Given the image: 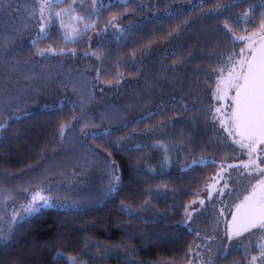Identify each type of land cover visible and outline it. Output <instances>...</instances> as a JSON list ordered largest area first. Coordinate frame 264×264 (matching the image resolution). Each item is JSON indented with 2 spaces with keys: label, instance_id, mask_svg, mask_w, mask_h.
<instances>
[{
  "label": "trees",
  "instance_id": "obj_1",
  "mask_svg": "<svg viewBox=\"0 0 264 264\" xmlns=\"http://www.w3.org/2000/svg\"><path fill=\"white\" fill-rule=\"evenodd\" d=\"M228 2L103 0L104 7L98 2L92 12V0L71 9L67 7L73 0H62L52 11L61 12L70 27H53L40 39L36 25L23 26L30 3L0 0V83L42 58L34 55L36 49L49 47L72 50L56 55L72 75L67 84L62 79L63 87L85 77L73 91L75 99L60 95L50 103L22 106L18 114L13 107L0 110V123L5 119L0 128V177L9 187L27 186L29 181L37 187L46 184L52 191L44 194L58 201L18 216L13 225L10 208L19 213L29 201L21 192L15 206L0 212L8 236L0 239V264H70L68 257L79 264L195 261L189 249L200 245V236L182 222L185 209L218 172L221 159L234 152L212 119L218 77L238 61L243 46L225 34L223 25L227 21L233 35L244 36L256 28L234 17L250 5H256L257 18L264 11L261 0H231L233 7L223 14H206ZM71 14L83 16V22ZM114 16H120L122 33L103 31ZM83 24L92 26L82 39L69 35ZM82 96L90 106L104 97L109 102L84 107L88 135L81 133L83 125L73 122L74 128L62 137L61 125L81 115ZM120 137L127 139L118 145ZM203 157L215 159L198 161ZM109 164L115 165L121 181L101 197L108 189ZM86 171L99 174L96 188L70 194ZM65 193L68 203L56 205L65 200ZM240 254L245 256L230 247L216 264H234Z\"/></svg>",
  "mask_w": 264,
  "mask_h": 264
},
{
  "label": "snow or ice",
  "instance_id": "obj_2",
  "mask_svg": "<svg viewBox=\"0 0 264 264\" xmlns=\"http://www.w3.org/2000/svg\"><path fill=\"white\" fill-rule=\"evenodd\" d=\"M26 3H30L31 7L25 9L26 22L23 25L25 28L28 24H34L37 26V37L40 39L47 38L49 30L53 27H60L67 31L70 25H65L61 19V12H54L52 9L62 2V0H25ZM79 2L82 6L83 0H73V4L69 8H73ZM100 3L101 7H104L103 0H92L93 9L92 12H96L97 3ZM121 4L125 3L126 0H119ZM191 2V0H189ZM205 2H211V0H200L201 5ZM247 2V0H244ZM10 7V5H9ZM233 7V3L229 0L226 4H217L215 8L208 9L206 14L217 15L223 14V12L230 10ZM256 5H250L249 9L240 13L237 17H234L235 22L243 21L245 24H249L256 28L255 31L249 33L247 36H235L232 34V30L227 21L223 25V29L226 35H229L234 41H248V56L244 57V49L240 50L238 55L241 56L239 61L233 65L239 66L240 72L235 77H231L230 73V87L235 90V96L233 97V105L231 107V115L228 120L232 126V130L229 131V135L236 134L240 137L239 141L235 143L239 144L240 148L247 149V155L249 156V162L244 165V168L252 167L253 171L248 173L249 177L255 179V184L251 186V192L249 195L244 196V199L235 206V211L230 212L231 221L228 222L226 231L224 233V238L228 241L224 245L227 249L234 240H241V246L244 248V255L246 259V264H264V156L259 157V163L256 160H252L251 157L256 154L257 146H260L259 150L264 151V11L259 13L257 18L254 15ZM261 8H264V0H261ZM66 11V10H62ZM124 15V14H121ZM72 19L80 21L84 20L83 16L73 17ZM120 16L112 17L103 31L114 30L117 33H122L124 28L119 26ZM90 24H83L81 30L72 29L74 32V38L82 39L83 35L86 34L87 30L91 27ZM247 31V29H244ZM99 35V33H97ZM11 35V34H10ZM179 35V32L176 33ZM64 39H68L67 35ZM33 46L36 44V40H32ZM69 51L67 49H56L49 47L44 49H36L34 55L44 57L47 54L52 55H65ZM2 54V53H0ZM74 54V52H73ZM85 55H90V53H85ZM228 60H232L233 57L229 56ZM182 61H179L180 63ZM119 75V73H117ZM119 83V81H116ZM8 104L12 101L8 100ZM5 104V101L0 97V108ZM219 112V109H216ZM84 107L81 105V115L73 116L72 121L68 124L61 125L60 135L63 137L65 135V130L71 131L74 128L73 122H82L84 120ZM213 120L216 119L215 116L212 117ZM89 123L84 122L83 127L80 129L81 133L88 135L89 133L85 131L89 127ZM4 125L0 124V128ZM150 131V130H146ZM127 139V137H120L117 141L119 145L120 141ZM161 147H167L166 145H159ZM139 147V145H137ZM203 162V158H201ZM193 164L196 163L194 160ZM112 171L109 174L108 189L107 192H102L101 197L107 195L109 192L116 190L117 185L121 181V176L115 170L114 164H109ZM191 167V165H189ZM229 168H237V165H228ZM226 169H222L221 172L216 175L223 179V172ZM215 180V177L212 178ZM219 183V181H216ZM227 182H225L224 187H227ZM32 189V191H30ZM52 189L46 184H41L37 187L36 182L29 181L27 186L23 187H12L5 188L3 184H0V211H7L9 207L16 205L17 201L12 198V193H24L25 198L30 196L27 205L20 206V213L10 214L11 220H16L17 216L23 214H31L38 212L42 208L52 207L54 203H57V198L53 195H43L42 193H51ZM218 196L225 195L223 188L219 189ZM208 199H212L211 193L208 194ZM196 201H193L195 204ZM201 205L204 204V200H200ZM191 207V206H188ZM193 212L199 213V209L192 208ZM187 219L182 222H187V220L192 219V213L185 209ZM131 214V212H130ZM220 215H223V210H221ZM3 219V218H0ZM220 221L217 219L216 224L219 225ZM199 233H197V236ZM215 236L206 237V240L215 239ZM253 238L257 242L256 247L259 249L257 255H253L248 259L249 249L252 247ZM0 239H7V237H0ZM243 241H247L244 243ZM201 245H196L195 248H190L189 252H195L196 258L203 260L201 255ZM211 250L209 249V252ZM58 255H63L58 253ZM70 264H79L75 257H68ZM188 264H193V260L189 259ZM207 264H211L210 261ZM240 264V262H236Z\"/></svg>",
  "mask_w": 264,
  "mask_h": 264
},
{
  "label": "rangeland",
  "instance_id": "obj_3",
  "mask_svg": "<svg viewBox=\"0 0 264 264\" xmlns=\"http://www.w3.org/2000/svg\"><path fill=\"white\" fill-rule=\"evenodd\" d=\"M110 2V1H108ZM69 7H67L68 9ZM72 17H77V15L71 14ZM83 27V26H82ZM81 26H74L72 29L82 28ZM94 32L92 34L95 35ZM249 34V33H248ZM248 34L244 35L247 36ZM72 37H74V32H70ZM248 41H243L242 48L244 49V57L248 56ZM241 48V49H242ZM241 59L239 56L238 61ZM62 59L59 56L47 54L42 58H37L36 60H32L28 62L21 71L16 72L15 74L8 75L6 82L0 83V97H2L5 101V104L0 110H5L6 107H13L12 111L14 114H18V110L22 106L31 105L34 103H50L54 101V99L60 100V97H64L65 95H69L70 97L76 98L75 90L76 88H80L82 85V76L79 80H75L73 84L66 85L63 87L60 82L62 79H65V82H69L71 80V72L62 67ZM240 68L236 65L235 68L233 66L222 72L217 80L216 86L214 88V116L216 119L214 120L218 125V128L226 135L228 142L234 146V152L221 159V166L217 173L221 172L222 169H226L223 172V179H221L216 174L212 176L209 181L205 184V186L198 192L197 197L193 200L196 201L193 204V201L190 203L188 207V211L192 213V219L187 220V224L194 230L199 233L200 236V245L201 255L203 256V260L196 258L194 256L195 261L193 264H207L208 261L211 264H216L219 257L222 254H225L230 250V247H235V249L242 250L244 253V248L241 246V240H234L231 245L225 249L224 245L228 243L226 238H224V233L227 228L228 222L231 221L230 212L235 211L236 204H239L244 196L249 195L251 192V186L255 184V179L248 176L249 172H252L253 169L251 166L248 168H244V165L249 162V156L247 155V149H241L239 144L235 143L239 141L240 137L236 134L229 135V131L232 130V126L228 120V117L231 115V107L233 105V97L235 96V90L230 87V73L231 77H235L239 74ZM85 78V77H84ZM73 82V81H72ZM74 91V92H73ZM104 94V93H103ZM120 95V91H118ZM127 94V93H126ZM11 100L12 103L8 104L7 101ZM81 105L83 107L97 108V106H104L109 102L108 97H104L103 101L95 102V105H88L89 102L86 101V97H81L80 99ZM12 109V108H9ZM216 109L220 111L217 112ZM16 111V112H15ZM5 119L0 124H4ZM87 117H84L82 122H76L77 125H83L86 122ZM260 146H257V152L255 155L251 157L252 160H256L259 163V157L264 156V151L259 150ZM215 158L212 157H203V162L207 163ZM193 161V160H192ZM191 163V162H190ZM237 165V168H229L228 165ZM193 165V163L191 164ZM264 167V165H261ZM99 174L96 172L86 171L81 175L80 180H78L76 192H69L70 194H79L84 193L86 191H90L96 188ZM215 177V180L212 178ZM216 181H219L217 183ZM225 182H227V187H224ZM0 184H3L5 188L9 187L4 177H0ZM13 185V184H12ZM223 188L225 195L218 196L217 193L219 189ZM30 191H32L30 189ZM66 192V191H65ZM211 193L212 199H208V194ZM20 193H12V198L15 199L17 195ZM24 194V193H23ZM45 195L44 193H42ZM64 201H61L56 205H66L68 203L67 193L64 194ZM3 199V197H0ZM30 197L28 196V200ZM16 200V199H15ZM200 200H204V204L201 205L199 203ZM18 203V202H17ZM66 203V204H65ZM192 208L199 209V213L193 212ZM221 210H223V215H220ZM11 213H18L10 208ZM1 212V211H0ZM20 213V211H19ZM2 217L0 213V218ZM18 218V216H17ZM20 218L11 221V224L15 225L16 221ZM187 219L185 213V220ZM219 220V225L216 224V220ZM184 220V221H185ZM2 220L0 219V237H8L5 236L3 230ZM215 236V239L206 240V237ZM5 240V239H1ZM247 243V241H243ZM258 241L253 238L252 247L249 249L248 259L251 256L257 255L259 249L256 247ZM209 249L211 250L209 252ZM238 259H235L236 262H240V264H246V259L243 254L237 255ZM244 259V261H243ZM207 261V262H206ZM81 264V263H80ZM257 264H260L257 261Z\"/></svg>",
  "mask_w": 264,
  "mask_h": 264
}]
</instances>
